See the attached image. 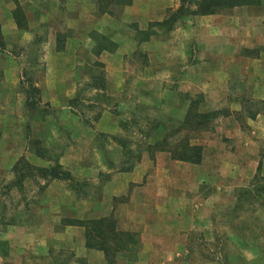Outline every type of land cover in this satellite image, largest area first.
<instances>
[{"label":"crops","instance_id":"1","mask_svg":"<svg viewBox=\"0 0 264 264\" xmlns=\"http://www.w3.org/2000/svg\"><path fill=\"white\" fill-rule=\"evenodd\" d=\"M41 1L35 5L37 19H33L29 28H24L18 26L15 20L12 2L0 0L4 44V32L9 27L17 33H28L35 26L37 28L49 24L48 11L39 4ZM57 1L60 8L57 4L55 8L60 16L55 21L61 18L63 22L58 25L60 20L58 21L53 29L57 35L50 37L48 43L55 53L63 51L64 47L58 48V35H65L63 31L66 29L74 31L73 35H69V40L76 45L74 57L77 59L74 64L71 63L70 70L65 72L67 79L70 77L71 80H77V73L82 70L80 65L94 62L96 68L104 66L103 79L98 80L103 82L101 89L108 91L104 92L108 97L121 94L133 97L138 99V103H145L150 106V110H154L153 105L158 104L162 97L160 93L172 92L173 95L176 92L173 97L177 103H173L172 107L182 105L178 102L179 95L182 94L198 98L200 111L230 109V115L224 120L222 117L218 118L213 129L200 131L203 132L202 135L205 134V139L192 141L203 147V158L195 163L174 159L168 151L151 153L148 149H143L146 147H140L136 155L132 149V152H126V145L120 141L121 138L111 136L126 128V121L123 123L121 115H116V109L122 114L123 104L120 103V107L107 106L100 123L102 128L111 133L108 138L116 145L118 152L112 155L105 151L96 155L99 157L97 165L95 160L84 164L85 166L80 165L81 173L84 171L92 176L94 182H89L95 184V190L100 194L95 196L91 185L86 188L85 194L68 183V180L54 178L44 192L45 198L48 194L54 195L52 200L46 202L50 206L47 208L49 216L46 214L47 210L40 215L46 221L49 218L55 230L51 236L39 238L53 242L54 247L63 241L77 245V248L74 246L72 249L85 253L88 264H110L103 251L87 246L84 226L79 223L62 224L65 218L89 220L112 217L116 220L118 230L135 234L138 241L132 246V251L126 254L130 258L129 264L131 261L135 262L133 264H154L155 256L181 255L183 250L175 253V245L170 241L176 235L173 233L190 231L203 219L196 216L197 210L190 196L193 192L204 194L205 205L224 210L225 214H232L220 218L225 222L229 221L230 226L244 217L255 219L260 216L264 211V197L256 204L250 199L253 196L245 197L243 194L254 193L259 179L264 183V109L256 110V116L250 117L251 111L245 108L249 101H264V0L260 4L238 5L207 13L198 12L197 4L193 3L191 13L178 17L174 22L171 21V16L183 4L186 5L185 0H132V4L126 6L120 16H115L116 13H99L95 8L87 12L83 23L74 8H69L67 14L62 9L60 0ZM35 21L37 22L34 23ZM108 27L112 28L114 36L110 38L109 46L97 50L84 41V35H79L84 32L90 36L95 32H104ZM65 37L63 36L64 39ZM80 49L86 51L89 58L81 61L82 58L77 55ZM2 61L0 59L1 69H6L7 75L15 78L10 82L12 88L17 82L18 70L3 67ZM65 67L69 68L68 65L61 66L54 62L50 71L60 76ZM93 78L91 76L90 80ZM125 82L130 83V90L124 86ZM126 89L128 92H124ZM43 93L50 98L48 101L52 105L60 107L68 99L79 96L80 92ZM188 108L187 103L184 117ZM10 110L8 107L7 111ZM240 115L242 119L239 118ZM184 117L181 118L182 121ZM104 119H108L107 124L102 123ZM155 123L151 135H154V143L164 139L170 130L163 123ZM10 159L12 165L8 167L9 170L16 161L11 155ZM61 159L60 163L69 165ZM32 161L45 167L50 165L42 157H36ZM69 169L73 171L70 166ZM124 194L127 195L125 200ZM224 196L231 200L224 203ZM212 197L215 201H212ZM44 204L45 200H42L41 205ZM256 208L259 209L255 214ZM144 209L150 218H145L140 223ZM137 210L139 213L136 217ZM261 217L264 222V215ZM211 220L214 224L219 223V217ZM40 221L44 223V220ZM262 222V242L259 243H264ZM57 227L60 230L58 232ZM158 227L163 231H154ZM142 229L144 233L139 235L137 231ZM234 232L231 227L229 237L225 239L236 242L239 246L238 236ZM215 240H219L218 234L215 235ZM141 241H155L157 244L144 248L140 253L138 248ZM165 242L168 246L164 245ZM187 251L185 249L183 254ZM93 257H98L99 263L91 261Z\"/></svg>","mask_w":264,"mask_h":264},{"label":"rangeland","instance_id":"2","mask_svg":"<svg viewBox=\"0 0 264 264\" xmlns=\"http://www.w3.org/2000/svg\"><path fill=\"white\" fill-rule=\"evenodd\" d=\"M10 1L14 10L19 4L25 16L27 28H29L33 19H37L35 5L40 0H34V2L29 0ZM20 3H23L25 8ZM39 4L47 9L50 18L49 24L40 25L37 28L35 26L28 33H17L9 27L4 32L5 46L0 48L2 66L12 69V71L17 69L19 79L11 88L12 83L10 82L15 78L12 75H7L6 69L0 67V264H88L86 261L88 256L85 253L72 249L74 246L77 248V245L63 241L54 247L53 242L39 238L51 236L55 230V226L49 221V218L46 221L40 215L49 206V203L46 202L54 198V195L48 194L47 198L44 195L54 178H43L37 170H33L31 165L42 166L32 160L42 157L50 163L49 166L60 164L64 170L71 174L68 183H73L77 190L85 194L86 188L91 185L94 195L98 196L100 193L95 190L97 187L89 182L92 181V176L87 175V172L84 171L81 173L80 165L85 166L84 164H89L94 160L97 165L99 157L96 155L99 156L105 151L112 155L118 152L115 148L116 145L108 138L111 133H108V129L102 128L100 123L107 106L119 105L120 107V103L123 104L122 114L119 112L120 110L116 109V115L118 117L121 115L123 123L126 121V128L112 133L111 136L121 138L120 141L132 149L136 155L140 147H145L150 143L154 144L155 141L152 140L154 135H151L155 122L163 123L171 130L177 126L179 121H182L186 104H190L191 99L195 101L198 98L194 99L195 97L180 94L178 102L182 105L172 107L173 103H177L174 100L176 98L173 97L176 96V92L173 95H171L172 92H162L158 104H154V110H150L149 105L138 103V99L133 97L122 96V94L108 97L104 93L108 91L101 89L103 82L98 80V78H102L104 66L96 68L94 62L80 65L82 70L77 73V80H71L70 77L67 79L65 72L70 70L71 63L74 64L77 59L74 57L76 45L69 40V35H73L74 31L70 32L67 29L63 31L64 37L66 36L65 39L61 37L64 50L55 53L52 45L48 42L50 37L54 38L57 35L53 29L58 21L60 20L58 25L63 22L61 18L55 21L60 16V12H57L55 8L56 4L58 7L59 4L57 0H42ZM60 4L65 13L69 8H74L76 14L81 17L82 23L86 20L87 12L97 8L94 0H60ZM124 9L117 10L115 16H120ZM34 28H36L35 31ZM81 33L80 37L84 35V41L96 50L103 46H109L110 38L114 36L111 27H108L104 32L92 33L90 36L84 32ZM77 55L82 58L81 61L89 58L83 49L78 50ZM54 62L61 66L68 65L69 68L65 67L62 75L56 76L50 71V66ZM91 76H94L92 80H90ZM92 86L96 88H92ZM124 86L130 90L129 82H125ZM127 89L124 92H128ZM43 92L80 93L79 96L76 95L61 104L60 107H56L48 101L50 98ZM28 96L32 97L35 102L32 107L27 104ZM8 107L11 109L10 111H7ZM245 108L250 111L262 110L264 103L249 101L245 104ZM229 110L226 109L221 113L220 117L223 120L230 115ZM40 118H45V120H40ZM239 118L242 119V116L240 115ZM107 121L108 119H104L102 123L107 124ZM202 134L203 132H192V141L205 139V134ZM183 135L174 136L171 142L180 140ZM18 153L24 155L19 156ZM68 153L70 156L66 157L65 155ZM9 154L16 159L11 170L8 168L12 165ZM61 158L69 165L60 163ZM69 166L73 171L69 169ZM262 181L259 179L257 184L264 187ZM89 192L92 194V191ZM126 196V194L123 195V200L127 198ZM190 196L194 208L197 210L196 216L203 219L190 231L181 230L179 234L173 233L176 234L172 238L174 240H170L175 245V253L182 252V250L184 252L185 249L188 251L185 255L182 252L181 255L173 257L155 256L153 259L157 264H264V243H259L262 242L260 236L262 235L261 220L263 217L261 216L264 215V211L260 216L258 215L260 218L258 216L255 219L244 217L239 219L234 226H230L229 221L225 222L220 218L232 214L228 215L224 210L205 205L202 193L193 192ZM213 197L212 201H215ZM42 200H45L44 205H41ZM230 200V197L222 198L224 203ZM254 201L257 204L261 199ZM256 204L254 206H257ZM258 209L256 208L255 214ZM146 212L144 209L140 216V223L145 218H150ZM136 213L137 217L138 210ZM46 214H49L48 210ZM216 217H219L218 224H214V221L211 220ZM40 220H44V223ZM70 220L63 219L62 225L68 224ZM221 222L224 223L221 224ZM231 227H233L235 235L238 236L239 246L236 245V242L225 239L229 237ZM262 227L264 228V222H262ZM58 230L59 227H57V232ZM164 230L170 232L167 228ZM154 231L160 233L163 229L158 227ZM137 232L141 235L144 233V229ZM216 234H218L219 240H215ZM156 244L155 241H141L139 252L141 253L144 248L154 247ZM164 245L168 246L167 242ZM129 260L130 258L123 253L116 258V263L129 264ZM91 261L99 263L98 257L91 258ZM133 263L135 262L131 261V264Z\"/></svg>","mask_w":264,"mask_h":264},{"label":"trees","instance_id":"3","mask_svg":"<svg viewBox=\"0 0 264 264\" xmlns=\"http://www.w3.org/2000/svg\"><path fill=\"white\" fill-rule=\"evenodd\" d=\"M96 2L97 11L99 13H109L114 15L117 10H122L126 6L132 4V0H94ZM263 0H185L186 5L183 4L178 12H175L171 16V21L174 22L178 17H184L191 13V5L197 4L198 12H216L217 10H225L233 8L238 5L245 4H260ZM15 20L20 27L27 28L25 16L19 6L17 5L14 10ZM63 34L58 35V48L62 49L63 46ZM3 32L0 24V48L4 47ZM35 93V92H33ZM31 95V92H30ZM196 99V98H194ZM188 111L183 119L179 121L177 126H174L166 133L164 139L157 141L154 144H147L143 149H148L151 153L156 151H168L171 153L172 158L178 160H185L198 163L203 158V147L192 142V132H200L203 130H211L221 113L224 111H200L199 100L193 101L191 99ZM196 102V103H195ZM264 103V101H262ZM28 106L35 105L32 97L28 96ZM258 111H251L249 116L255 117ZM154 129V127H153ZM178 134H184L182 138L176 142H169L170 138ZM126 147V146H125ZM132 152V150L126 147V152ZM43 155V154H38ZM33 170H37L43 178H58L64 180H70L71 174L64 170L60 165L38 167L32 166ZM71 185L74 187L73 183ZM245 197L253 196L250 199L259 200L264 197V187L256 183V189L254 193H244ZM79 223L86 229V244L88 247L97 248L104 252L108 262L110 264L116 263V258L120 254H128L132 251V246L137 244L138 241L135 238V234L127 231H121L117 229L116 220L112 217L101 219H89V220H77L71 219L69 224Z\"/></svg>","mask_w":264,"mask_h":264}]
</instances>
